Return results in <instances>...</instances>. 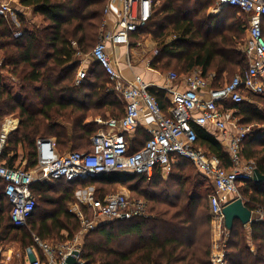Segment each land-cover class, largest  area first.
Masks as SVG:
<instances>
[{
  "label": "trees",
  "instance_id": "1",
  "mask_svg": "<svg viewBox=\"0 0 264 264\" xmlns=\"http://www.w3.org/2000/svg\"><path fill=\"white\" fill-rule=\"evenodd\" d=\"M19 1L31 9L33 16L40 17L41 23L24 11L15 12L18 23L11 14L0 13V140L6 119H20L18 127L5 139L0 160L7 166H21L17 161L22 147L25 168L32 169L38 164L39 138H55L61 154L89 151L100 125L88 118H121L125 109L99 61L95 60L87 76L76 84L81 57L90 54L99 39L108 0ZM154 1L156 6L148 23L131 33H138L140 38L152 35L159 42V53L151 66L174 69L179 74H188L197 67L204 75L215 72L212 85L221 88L249 65L243 48L248 19L237 7L227 6L218 15L210 16L208 9L217 0ZM262 29L264 35V18ZM171 33L177 38L168 43L166 38ZM5 74L18 80L20 96L3 82ZM150 90L167 110L165 93L154 87ZM249 96L253 101L235 103L228 99L225 103L238 109L241 124L260 126L245 137L242 154L254 160L264 174V95ZM194 128L198 146L217 155L225 168H232L231 154L217 134L198 124ZM126 138L133 152L145 144L149 134L126 133ZM141 181H147L146 190L139 187ZM119 185L134 192L141 189L149 202V214L103 220L91 229L80 255L83 264H212L210 196L215 186L208 175L184 157H178L167 179L157 170L152 178L109 172L72 180L36 181L32 189L37 206L23 227L13 223L12 204L0 178V245L6 243V254L19 243L23 250L20 264H25L24 255L30 246L46 262L35 235L43 241L52 238L67 242L82 229L79 217L68 208L75 200L73 192L91 186L96 197L103 198ZM239 192L251 210L264 207V182L245 181ZM229 233L228 264H264L263 221L244 225L236 220Z\"/></svg>",
  "mask_w": 264,
  "mask_h": 264
},
{
  "label": "built area",
  "instance_id": "2",
  "mask_svg": "<svg viewBox=\"0 0 264 264\" xmlns=\"http://www.w3.org/2000/svg\"><path fill=\"white\" fill-rule=\"evenodd\" d=\"M217 2L220 7H237L247 16V37L243 48L249 65L221 88L211 85L217 77L215 72L204 75L198 67L188 74L168 72L170 80L182 79L184 89L169 90L170 106L165 110L151 92L150 85L140 76L133 81L125 80L107 52L108 43H129L130 34L145 26L152 17L156 2L108 0L105 12L114 13L116 29L106 32L103 30L89 55L100 62L114 82V88L123 95L126 100L125 114L121 118L97 119L100 127L92 137L89 151H69L61 154L56 151L51 138H39L38 164L34 170L25 166H7L0 160V178L5 182V194L12 204L11 215L15 226H27L35 211L37 198L32 186L36 181L46 183L61 178L72 180L109 172H131L152 178L157 170L163 175H169L178 157H184L208 175L215 186V191L210 196V208L218 230L216 229L217 233L212 242L211 261L212 264H228L230 230L226 227L223 209L240 197V184L253 179L257 165L254 160H248L242 154L243 141L251 131V126L236 124L234 112L238 109L227 106L225 102L229 99L240 103L248 100L249 94L264 95V0ZM0 13L13 14L14 10L3 4ZM86 76L87 69L80 68L76 84L81 83ZM142 116L151 119L154 125L147 127L149 138L145 144L139 150L130 152L131 145L126 133L138 127ZM7 122L6 120L3 125L0 154L2 144L9 134ZM194 124L205 126L217 134L231 154L234 162L232 168H225L217 155L198 146ZM82 203L90 206L97 215V219L89 220L83 208L78 207L75 212L71 210L79 217L83 232L96 228L101 220L128 219L149 214L147 202L142 199L130 200L129 194L122 191L97 198L93 187L85 190ZM252 213L254 220L264 222L263 206H258ZM34 238L44 250L47 261L43 262L35 247L30 246L25 252L30 257V264L61 263L73 250L77 249L80 253L82 250L74 244L63 245L56 251L38 236L35 235ZM2 251L0 245V264H3ZM79 261L84 263L80 258Z\"/></svg>",
  "mask_w": 264,
  "mask_h": 264
},
{
  "label": "crops",
  "instance_id": "3",
  "mask_svg": "<svg viewBox=\"0 0 264 264\" xmlns=\"http://www.w3.org/2000/svg\"><path fill=\"white\" fill-rule=\"evenodd\" d=\"M0 4H1V6L3 4H6L14 10L13 14H11V13H9V14H11L13 16V18L16 22H17V19H16L15 12L24 11L25 13H28L29 10L31 11V9L24 8L20 4L19 0H0ZM223 8L224 7H220L218 5V2H217V7H210L209 8L208 15L216 16L220 13V11ZM104 21H106L105 27H104V23H103V28H102L101 32H103V30L106 32V31H113L116 29V19H115V15L113 12H110V13L105 12ZM166 41H167V39H166ZM158 43L159 42L152 35H148V36H144V37L140 38L138 33L134 34V35L130 34L129 43H119V44L108 43L107 44V52L111 56L114 65L121 72V74L125 80L133 81L136 77L140 76L145 82H147L150 85V88L154 87V88L161 90L165 93V101H166L167 107H169L170 106V94H169L170 91L169 90L170 89L183 90L184 89V83H183L182 79L181 80H179V79L178 80H170L168 78V72H170V71L160 70V69H157V68L151 66L152 60L159 53V51L156 52L158 50L157 49ZM1 57H2V55H1ZM1 61H2V58H1ZM1 61H0V63H1ZM94 61H95V59L92 58L89 54H87V55L85 54L81 57L82 63H81L80 68L88 69ZM5 79H8V80H5ZM11 80L13 81V83L11 82ZM16 80H17L16 78L11 77L7 74H5L3 76V82L7 86H9L10 89H12V92L15 95L20 96L22 94V88H21L20 84H18L19 90L18 91L16 90V84H17ZM211 85H212V83H211ZM118 93L117 94L120 97L121 101L123 102V107L125 109L126 100L124 99L123 95L119 91H118ZM205 97H207V96H205ZM98 118L104 119L101 115H98L96 117L90 116L88 118V121H95L98 123V121H97ZM6 120L9 122L8 133L13 132L18 127V125L20 123V119L13 117V116L8 117ZM151 125H154V122L151 119L145 118L144 116H142L140 119V124L138 125V127L134 131L128 132V134L131 136H134L135 134L145 135L147 132V127L151 126ZM51 139L55 143L56 151L58 153H60V151L57 148L55 138H51ZM3 146H4V144H3ZM18 154H19V158L17 161V165H19L20 163H22V164L26 163V161L23 160L25 153H24V149L22 147H20ZM162 176L168 177L169 175H167V174L163 175L162 174ZM87 189H91V187H87ZM87 189H85V190H87ZM75 241H77V243H76L77 246H79L81 248L83 247L84 239H82V237L77 235ZM74 244H75V242H74ZM1 247H2V245H1ZM19 248H21L20 245H19ZM60 248H61V246H59L57 249L55 248V250L58 251ZM2 249H3V247H2ZM11 251L12 250L9 249L6 254H5V249L2 251L3 255L4 254L6 255L5 260H2V261L5 262L6 260H8L12 257ZM43 254L46 257L45 260H47V256H46L44 250H43ZM24 258H25V264H26V260L27 259L30 260V257L28 255H24ZM17 259L21 263L20 256H18ZM29 264H30V262H29Z\"/></svg>",
  "mask_w": 264,
  "mask_h": 264
},
{
  "label": "rangeland",
  "instance_id": "4",
  "mask_svg": "<svg viewBox=\"0 0 264 264\" xmlns=\"http://www.w3.org/2000/svg\"><path fill=\"white\" fill-rule=\"evenodd\" d=\"M211 7H217V1L215 2V4L214 5H212ZM209 10V9H208ZM28 14L30 15V17L31 18H33V20L35 21V22H38V23H41V19H40V17H38V16H33V13H32V11H28ZM238 16V15H237ZM246 37H247V30H246V36H245V39H246ZM176 38H177V36L175 35V33H171V34H169L168 36H167V41L166 42H172V41H174V40H176ZM245 39H244V41H243V47H244V43H245ZM1 55H2V53L0 52V61H1ZM171 71H176V70H174V69H172ZM178 73H180L179 71H177ZM110 79V78H109ZM5 80H8V79H5ZM110 81V86H114V82L110 79L109 80ZM11 82L13 83V81L11 80ZM16 82H17V84H16V90L18 91L19 90V86H18V84H19V82H18V80H16ZM15 83V82H14ZM248 100H251V101H253V98L251 97V96H248ZM256 102V101H255ZM234 121L236 122V124L237 123H239L240 125H241V123H240V121H241V117H240V115L239 114H237L236 112H234ZM243 125V124H242ZM258 127H260V126H258L257 124H254L253 126H251V128L252 129H255V128H258ZM25 164L26 163H24V164H22L21 166H25ZM35 169V167L34 168H32L31 170H34ZM164 179H167L168 177H163ZM66 185H64V184H62L61 185V187H65ZM91 187V186H90ZM139 187H142V191L143 190H146V188H147V181L145 182V181H141L140 182V185H139ZM85 189H87V188H82V192H80V191H74L73 193V195L75 196V200H73V202H70L69 203V206H68V208H69V211H71V210H74V212H75V210H76V208H80L81 206H80V204H81V201L83 200V198H84V195H85ZM119 191H122V192H127L128 194H129V196H130V200H136V199H142V200H144L145 202H147V212L149 213V202H148V199L146 198V197H143L142 196V191H141V189H139V190H137V191H133V190H131V189H129L128 187H125V186H123V185H119L118 187H116V189H115V191L114 192H119ZM72 192V191H71ZM111 193H114L113 191H110ZM139 194V195H138ZM240 195H242L241 193H240ZM97 195H95V197H96ZM44 203H41V206L43 205ZM83 204V203H82ZM82 208V207H81ZM84 211V213H85V216H86V218H88L89 220H95V219H97L96 218V213L90 208V206H86V209H84L83 210ZM72 213H73V211H72ZM100 220V219H99ZM101 221H103V220H101ZM100 221V222H101ZM102 223V222H101ZM249 228V227H248ZM216 229L218 230V227L216 226V224H215V222H214V218H213V216H212V220H211V239H212V242H213V240H214V238H215V233H217L216 232ZM89 232V231H88ZM88 232H83V230L81 229L78 233H77V235H79L80 237H82V239H84L85 240V236H86V234L88 233ZM64 234L65 235H67V232L66 231H64ZM76 235V236H77ZM228 237H229V235H228ZM75 239H76V237L73 239V240H70V241H67V242H59L58 240H55V239H52V238H48V239H45V241L44 242H46L52 249H54L55 250V248L57 249L59 246H71V245H74V242H75V244L77 243V241H75ZM83 242V241H82ZM84 243V242H83ZM83 245V244H82ZM3 246V245H2ZM4 246H5V248H6V243H4ZM4 246H3V248H4ZM83 248V247H82ZM11 254H12V257L10 258V259H8V260H6L5 262L4 261H2V263L3 264H20V261L17 259L18 258V256H19V254L20 253H22L23 252V250L21 249V248H19V243H17L16 242V244L14 245V246H12L11 247ZM82 251V250H81ZM5 260V259H4ZM28 261V262H27ZM29 262H30V260L29 259H27L26 260V264H29Z\"/></svg>",
  "mask_w": 264,
  "mask_h": 264
},
{
  "label": "water",
  "instance_id": "5",
  "mask_svg": "<svg viewBox=\"0 0 264 264\" xmlns=\"http://www.w3.org/2000/svg\"><path fill=\"white\" fill-rule=\"evenodd\" d=\"M253 180L256 183L264 182V174L258 168L255 170ZM223 214L225 217L226 227L229 230L233 228L236 220H240L244 225H250L254 222V218H252V210L245 204L241 197H238L228 203L223 209ZM80 255V251L75 249L69 253L63 262L52 264H81L79 261Z\"/></svg>",
  "mask_w": 264,
  "mask_h": 264
},
{
  "label": "bare ground",
  "instance_id": "6",
  "mask_svg": "<svg viewBox=\"0 0 264 264\" xmlns=\"http://www.w3.org/2000/svg\"><path fill=\"white\" fill-rule=\"evenodd\" d=\"M7 129H8V126H7Z\"/></svg>",
  "mask_w": 264,
  "mask_h": 264
}]
</instances>
